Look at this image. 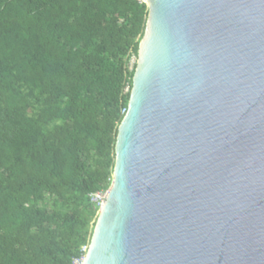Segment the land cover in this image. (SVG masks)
I'll return each instance as SVG.
<instances>
[{"label": "water", "instance_id": "water-1", "mask_svg": "<svg viewBox=\"0 0 264 264\" xmlns=\"http://www.w3.org/2000/svg\"><path fill=\"white\" fill-rule=\"evenodd\" d=\"M144 3L80 264H264V0Z\"/></svg>", "mask_w": 264, "mask_h": 264}, {"label": "trees", "instance_id": "trees-1", "mask_svg": "<svg viewBox=\"0 0 264 264\" xmlns=\"http://www.w3.org/2000/svg\"><path fill=\"white\" fill-rule=\"evenodd\" d=\"M147 13L137 0H0V264L83 255Z\"/></svg>", "mask_w": 264, "mask_h": 264}, {"label": "built area", "instance_id": "built-area-1", "mask_svg": "<svg viewBox=\"0 0 264 264\" xmlns=\"http://www.w3.org/2000/svg\"><path fill=\"white\" fill-rule=\"evenodd\" d=\"M137 1H139V2H144L145 0H137ZM133 57H134V55H132ZM135 58V57H134ZM130 60H131V58H130ZM130 60H129V62H130ZM133 63H134V61H133ZM132 63V64H133ZM132 64L130 65V64H128V68L130 69L131 67H132ZM130 66V67H129ZM128 90V85H127V83L125 84V86H124V88H123V92H126ZM125 110H124V108L123 109H121V112L123 113ZM105 194L106 193H102V192H94V193H90V201L91 202H94V203H101L102 202V200L104 199V197H105ZM76 263H78V261L76 260V259H74L73 260V264H76Z\"/></svg>", "mask_w": 264, "mask_h": 264}, {"label": "clouds", "instance_id": "clouds-1", "mask_svg": "<svg viewBox=\"0 0 264 264\" xmlns=\"http://www.w3.org/2000/svg\"><path fill=\"white\" fill-rule=\"evenodd\" d=\"M144 3V2H143ZM134 57H135V60H134V63L132 64V67H133V65H135L136 64V56L134 55ZM127 68H128V65H127ZM132 78V77H131ZM126 84V83H125ZM127 85H128V83H127ZM125 86V85H124ZM130 88H131V86L129 87L128 86V90H129V92H130ZM127 90V91H128ZM126 91V92H127ZM125 111H126V109H125ZM125 111L122 113V115H124V113H125ZM123 117V116H122ZM96 192H102V193H107V190H105V191H96ZM91 193H94V192H91ZM90 195V194H89ZM106 195V194H105ZM89 199H90V196H89ZM104 199H105V197H104ZM103 199V200H104ZM103 200H102V202H103ZM101 202V203H102ZM101 203H96L97 204V207L101 204ZM90 236H91V231H90ZM89 239H90V237H89ZM89 241V240H88ZM88 241H87V243H88ZM87 243H86V246H83V251H84V253H85V251H86V248H87ZM84 253H83V255H84ZM83 255L80 257V259H76L77 261H78V263H76V264H80V262H81V260H82V258H83ZM74 260V259H73ZM73 260H72V264H73Z\"/></svg>", "mask_w": 264, "mask_h": 264}, {"label": "rangeland", "instance_id": "rangeland-1", "mask_svg": "<svg viewBox=\"0 0 264 264\" xmlns=\"http://www.w3.org/2000/svg\"><path fill=\"white\" fill-rule=\"evenodd\" d=\"M130 58H131V60H130ZM129 60H130V62H129ZM135 60V58L131 55L130 57H129V59H128V64H132L133 63V61ZM130 67V66H129ZM90 226H91V222H90V224H89V229H88V236H87V240H89V235H90ZM84 246H86V244L84 245Z\"/></svg>", "mask_w": 264, "mask_h": 264}, {"label": "bare ground", "instance_id": "bare-ground-1", "mask_svg": "<svg viewBox=\"0 0 264 264\" xmlns=\"http://www.w3.org/2000/svg\"><path fill=\"white\" fill-rule=\"evenodd\" d=\"M101 204H103V202L101 203ZM101 204L96 208V213H97V216H96V218H95V220H94V223H96V220H97V218H98V215H99V213H100V209H101ZM94 223H93V227H94ZM93 229V228H92Z\"/></svg>", "mask_w": 264, "mask_h": 264}]
</instances>
